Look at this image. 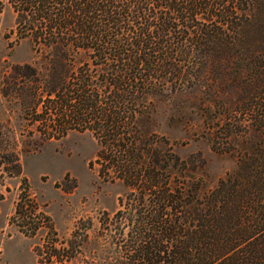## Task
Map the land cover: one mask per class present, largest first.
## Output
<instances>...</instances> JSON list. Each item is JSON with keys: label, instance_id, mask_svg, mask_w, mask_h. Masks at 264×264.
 <instances>
[{"label": "trees", "instance_id": "1", "mask_svg": "<svg viewBox=\"0 0 264 264\" xmlns=\"http://www.w3.org/2000/svg\"><path fill=\"white\" fill-rule=\"evenodd\" d=\"M8 3L14 42L28 40L44 62L27 112L40 138L91 132L113 152L108 168L129 188L118 210L99 218L89 252V222L59 237L34 201L21 199L12 216L19 232H48L37 263L264 264V109L243 98L264 91V0ZM37 72L28 74L35 83ZM15 74L25 77L20 67ZM184 92L216 106L212 148L237 158L213 188L188 161L152 155L137 129L150 117L149 97ZM3 173L14 174L7 166Z\"/></svg>", "mask_w": 264, "mask_h": 264}, {"label": "rangeland", "instance_id": "2", "mask_svg": "<svg viewBox=\"0 0 264 264\" xmlns=\"http://www.w3.org/2000/svg\"><path fill=\"white\" fill-rule=\"evenodd\" d=\"M0 4V150L8 154L0 158V174L2 166L14 172L3 173L0 179V264H38L35 249L48 232L42 228L27 237L12 221L17 203L28 197L49 218L59 237L67 238L75 224L89 222L86 251H94L99 218L118 210L119 198L129 188L108 168L113 152L91 132L71 131L59 140L40 138L37 123L32 125L27 112L36 104L33 88L41 85L44 62L28 40L14 42L17 37L11 32L16 14L8 0H0ZM16 67L22 68L25 77L15 74ZM30 68L38 71L36 83L28 77ZM243 98L245 105L264 109V91L254 99ZM149 101L150 117L137 129L147 134L152 155H175L188 161L208 188L237 167L235 156L212 148L210 127L219 128L218 110L204 94L166 93L151 96ZM240 106L244 107L243 101Z\"/></svg>", "mask_w": 264, "mask_h": 264}]
</instances>
